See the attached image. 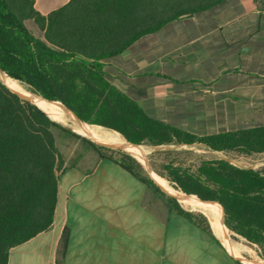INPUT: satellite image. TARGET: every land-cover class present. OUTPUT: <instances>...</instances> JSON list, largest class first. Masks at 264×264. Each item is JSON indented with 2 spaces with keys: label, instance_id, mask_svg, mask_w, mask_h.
Listing matches in <instances>:
<instances>
[{
  "label": "trees",
  "instance_id": "1",
  "mask_svg": "<svg viewBox=\"0 0 264 264\" xmlns=\"http://www.w3.org/2000/svg\"><path fill=\"white\" fill-rule=\"evenodd\" d=\"M224 1L71 0L43 16L35 9L34 0H0V68L33 93L61 102L84 123L118 131L134 145L147 137L132 134L139 129L150 134L149 138L182 137L179 145L200 143L216 151L242 148L263 154L264 127L206 137L192 135L151 118L105 71V60L120 55L140 38ZM27 20H33L44 36L31 33ZM54 129L79 137L0 81V264H10L13 250L54 226L58 171L63 162ZM86 141L96 150L100 148ZM152 144L171 145L172 141ZM118 163L172 210L217 240L208 221L198 222L193 212L164 193L151 177L141 175L132 158ZM153 169L160 171L154 164ZM164 169L165 176L183 191L218 203L227 228L257 245L264 258L262 170L242 169L224 160L208 162L198 171L206 179L205 185L200 179L183 177L182 170L173 165Z\"/></svg>",
  "mask_w": 264,
  "mask_h": 264
},
{
  "label": "crops",
  "instance_id": "2",
  "mask_svg": "<svg viewBox=\"0 0 264 264\" xmlns=\"http://www.w3.org/2000/svg\"><path fill=\"white\" fill-rule=\"evenodd\" d=\"M70 1L34 0L43 16ZM104 63L166 125L198 137L264 127V0H226ZM77 158L60 175L54 226L13 250L10 264H246L211 222L217 240L117 161L92 149Z\"/></svg>",
  "mask_w": 264,
  "mask_h": 264
},
{
  "label": "rangeland",
  "instance_id": "3",
  "mask_svg": "<svg viewBox=\"0 0 264 264\" xmlns=\"http://www.w3.org/2000/svg\"><path fill=\"white\" fill-rule=\"evenodd\" d=\"M26 25L28 29L31 31V33H33L35 36L37 37L44 36V33L39 29V27L36 25V23L33 20H27ZM101 128L103 129V131L116 133L121 137L122 140L128 141L125 138V136H123L118 131L103 127ZM53 132L56 138L57 146L63 158L61 169L58 171L59 176L61 175L63 170H65L67 167L72 165V162H74V160L77 158V156L80 155V153L83 150L85 149L96 150V148L92 147L89 144V142H87L86 140L97 144L100 147L97 149V151L100 154H103L106 157H110L117 162L122 160L125 161L127 157L132 158L135 161V163L139 166L140 174L149 176L147 170L145 169L142 163H140L137 159L130 156L129 154H127L126 152H124L119 148H110L107 146H103L100 143H97L96 141L88 137H85L79 133H75L72 131L70 132L76 134L79 137L65 133L59 129H54ZM132 134L135 136H147V137H143L145 138V141L138 144L137 146H141L145 149L147 160L151 168L153 169V164H154L160 170L156 172L153 169V171L162 178H164L165 180H167L174 189H177V191L183 192L188 195H194V194H189L183 191L173 179L169 178L167 175L165 176V174L167 173L164 169V166L173 165L175 168L182 170L183 177L191 176L194 177L195 179H200L205 185H207V183H205L206 179L202 175H200L198 171L200 170L201 167H203V165H205L208 162L224 160L229 162L231 165L242 169L256 168V170H262L264 172V167L257 168L259 166V163L264 161V154L263 155L254 154L242 148L232 149L230 151H216L209 148L205 144H200V143H196L194 145H187V144L179 145L177 144V141L184 140L182 137H178L177 139H175L162 135L156 138L154 137L149 138L148 136H151L150 134L139 129L132 130ZM166 140L172 141V144L171 145L164 144L159 146H155L152 144L153 142L166 141ZM194 196L198 197L197 195ZM179 204L186 211L193 212L196 215L198 222L204 224L205 222L208 221L210 223L209 218L206 214L200 211H193L190 208L183 206L181 203ZM227 230L229 232V236L232 242L239 248V253L241 257H244L249 260H257V259L264 260V258L260 256V249L257 245L248 242L246 239L242 238L241 236L231 232L228 228Z\"/></svg>",
  "mask_w": 264,
  "mask_h": 264
},
{
  "label": "bare ground",
  "instance_id": "4",
  "mask_svg": "<svg viewBox=\"0 0 264 264\" xmlns=\"http://www.w3.org/2000/svg\"><path fill=\"white\" fill-rule=\"evenodd\" d=\"M7 84L10 88L17 91L21 95L31 97L39 107L46 111L51 118L61 122L64 125L71 127L75 132L88 137L102 145L111 148H119L137 159L143 164L149 176L153 179L156 185L168 195L176 198L183 206L190 208L193 211H200L206 214L215 233L223 240L226 246L235 254L239 255V248L232 242L227 227L224 224L220 206L216 202H203L194 195H188L174 189L167 180L156 174L151 168L146 151L143 147L134 145L128 141H124L116 133L103 131L99 126L90 125L80 122L67 108L61 103L47 102L41 96L33 93L21 82L14 80L8 75H4ZM104 128V127H103ZM246 264H264V260H249L243 258Z\"/></svg>",
  "mask_w": 264,
  "mask_h": 264
},
{
  "label": "water",
  "instance_id": "5",
  "mask_svg": "<svg viewBox=\"0 0 264 264\" xmlns=\"http://www.w3.org/2000/svg\"><path fill=\"white\" fill-rule=\"evenodd\" d=\"M4 75H7L3 70H1V68H0V81L11 91V92H13V93H15V94H17L21 99H23L24 101H26V102H29V103H31V104H33V105H36L37 107H39L38 105H37V103L31 98V97H27V96H24V95H21L20 93H18L17 91H15V90H13L12 88H10L9 87V85L7 84V82H6V79H5V77H4ZM15 80V79H14ZM17 81V80H16ZM43 98V97H42ZM44 100H46L45 98H43ZM47 102H54V101H49V100H46ZM55 103H61V102H55ZM62 104V103H61ZM65 108H67L64 104H62ZM41 110H43L41 107H39ZM68 109V108H67ZM69 110V109H68ZM44 111V110H43ZM48 116H49V114L46 112V111H44ZM50 118H51V116H49ZM77 117V116H76ZM53 121H55V122H58V123H60L61 125H63L64 127H66L67 129H69L70 131H72V132H75L71 127H69V126H66V125H64V124H62L61 122H59V121H57V120H54L53 118H51ZM77 119L80 121V122H83V121H81L78 117H77ZM75 133H77V132H75ZM98 143V142H97ZM102 145V144H101ZM103 146H105V145H103ZM107 147H109V146H107ZM111 148V147H110ZM176 199V198H175ZM200 199V198H199ZM177 200V199H176ZM201 200V199H200ZM203 201V200H202ZM203 202H209V201H203ZM211 202H214V201H211ZM226 226V225H225Z\"/></svg>",
  "mask_w": 264,
  "mask_h": 264
}]
</instances>
